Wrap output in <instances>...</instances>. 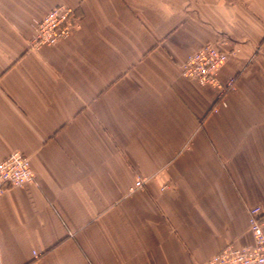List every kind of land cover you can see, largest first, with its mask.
<instances>
[{"label": "crops", "instance_id": "obj_1", "mask_svg": "<svg viewBox=\"0 0 264 264\" xmlns=\"http://www.w3.org/2000/svg\"><path fill=\"white\" fill-rule=\"evenodd\" d=\"M58 4L79 25L34 48ZM206 43L229 52L224 102L181 72ZM14 151L34 180L0 197V264H202L253 244L264 0H0V160Z\"/></svg>", "mask_w": 264, "mask_h": 264}, {"label": "built area", "instance_id": "obj_2", "mask_svg": "<svg viewBox=\"0 0 264 264\" xmlns=\"http://www.w3.org/2000/svg\"><path fill=\"white\" fill-rule=\"evenodd\" d=\"M78 16L75 9L65 4L51 8L43 17L34 20L35 34L31 46L54 45L69 36L77 27ZM229 52L218 43H206L198 50L188 53L181 61L184 76L198 81L202 85L210 84L219 89L220 100L233 87L236 78L230 77L222 82L219 70L227 60ZM34 180L30 157L21 151L11 152L0 160V197L9 187L22 186ZM142 178L136 180V187H143ZM249 229L253 235V244L235 246L228 244L209 257L202 264H264V208L253 205L249 208ZM38 255L37 252H34Z\"/></svg>", "mask_w": 264, "mask_h": 264}, {"label": "rangeland", "instance_id": "obj_3", "mask_svg": "<svg viewBox=\"0 0 264 264\" xmlns=\"http://www.w3.org/2000/svg\"><path fill=\"white\" fill-rule=\"evenodd\" d=\"M61 40H62V39H61ZM59 41H60V40H59ZM59 41H58V42H59ZM58 42H57V43H58ZM225 50H226V49H225ZM139 178H141V177H139Z\"/></svg>", "mask_w": 264, "mask_h": 264}]
</instances>
